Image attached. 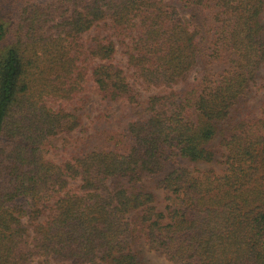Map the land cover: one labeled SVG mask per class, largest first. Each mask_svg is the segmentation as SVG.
Listing matches in <instances>:
<instances>
[{
  "label": "trees",
  "instance_id": "trees-1",
  "mask_svg": "<svg viewBox=\"0 0 264 264\" xmlns=\"http://www.w3.org/2000/svg\"><path fill=\"white\" fill-rule=\"evenodd\" d=\"M263 11L0 0V264H145L143 247L173 264H264ZM84 80L129 120L57 163L51 138L80 121L53 104H82Z\"/></svg>",
  "mask_w": 264,
  "mask_h": 264
},
{
  "label": "rangeland",
  "instance_id": "rangeland-1",
  "mask_svg": "<svg viewBox=\"0 0 264 264\" xmlns=\"http://www.w3.org/2000/svg\"><path fill=\"white\" fill-rule=\"evenodd\" d=\"M264 23V11L262 16ZM92 36V32H86L83 34L82 39L87 40L88 37ZM117 62H123V57L119 52L116 54ZM197 72L194 71L188 81H191ZM83 92L82 96L84 101L82 104L69 102H61L58 100L53 104V108L61 106L62 108H75L76 114L79 116V125L73 131L69 133H60L59 135L51 138L50 145L47 148L46 156L55 162H61L68 158L70 154L76 152V146L79 139L88 140L87 135L94 134L95 130L102 128H109L113 130L120 129L125 122L129 120V109L124 101H117L106 103L97 93L95 85L89 80L82 82ZM181 86H178V88ZM143 95H149L152 93H160L163 89H149L148 91L140 90ZM73 105V106H72ZM93 140V139H92ZM221 160V158H220ZM208 169L213 168L216 172H220L224 168L221 163L211 164H189L188 168ZM76 185L77 182L74 181ZM158 208L162 209L164 206L163 202H160L163 198L162 191H157ZM142 260L145 264H173L168 261L163 255L157 252L147 250L145 247L142 248Z\"/></svg>",
  "mask_w": 264,
  "mask_h": 264
}]
</instances>
